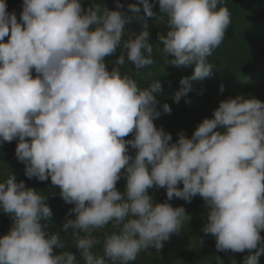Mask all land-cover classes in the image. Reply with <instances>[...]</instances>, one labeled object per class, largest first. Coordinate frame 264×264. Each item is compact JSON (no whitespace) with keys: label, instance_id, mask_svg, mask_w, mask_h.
Masks as SVG:
<instances>
[{"label":"clouds","instance_id":"obj_1","mask_svg":"<svg viewBox=\"0 0 264 264\" xmlns=\"http://www.w3.org/2000/svg\"><path fill=\"white\" fill-rule=\"evenodd\" d=\"M142 3L145 14L153 16V3ZM158 3L159 19L166 18L168 29L158 37L165 63L195 65L192 77L180 81L178 103L190 91V79L211 74L208 58L223 43L231 12L223 0ZM121 8L119 3L109 10L100 4L85 9L80 0H23L18 20L0 0V142L18 138L15 154L26 176L50 177L62 199L74 204L75 218L63 227L73 229L85 264H108L105 257L112 264H130L142 250H160L190 219L183 206L167 201L191 202L196 195L209 209L203 231L216 238V249L248 250L243 264H259L264 101L228 97L191 138L181 132L170 143L171 134L154 124L161 115L154 95L160 81L141 87L122 71L124 51L137 69L154 61L146 29L124 38L129 18ZM128 8L139 11L135 4ZM118 48L121 55L109 71L106 57ZM162 109L171 112L167 103ZM133 132L134 139L126 140ZM129 146L137 150L134 158ZM122 170L123 195L116 188ZM154 186L166 188L167 201H153L148 190ZM46 200L15 175L0 180V208L13 218L8 234L0 237V264H76L73 253L54 252L64 244L41 223L51 215ZM109 224L112 230L102 242L93 236ZM101 243L102 251H94Z\"/></svg>","mask_w":264,"mask_h":264},{"label":"trees","instance_id":"obj_2","mask_svg":"<svg viewBox=\"0 0 264 264\" xmlns=\"http://www.w3.org/2000/svg\"><path fill=\"white\" fill-rule=\"evenodd\" d=\"M80 2L85 9L100 4L102 8L115 10L117 3L123 5L120 10L129 18V22L125 24V39L131 34L139 35L145 29L148 31L149 36L147 39L153 47L152 59L154 63L149 67L137 69L128 61L127 53L124 51L125 64L122 71L132 74L141 87L150 86L154 80L160 81L161 90L154 93V95L160 111H163L162 105L164 103H167L171 108L170 116L166 118L169 127L165 126L163 128L165 132L170 133L172 136L170 143L176 142L181 132L191 138L199 123L204 118H212L213 112L219 106V103L228 97L242 94L246 98L255 97L264 101V0H223V3L227 5L231 12V24L225 33L223 43L213 50L212 55L208 58L213 65L211 74L202 79H190L191 89L181 97L178 103L175 102L174 95L182 87L180 81L182 78L192 77L195 65L175 66L165 63L162 51L163 45L158 37L160 33L166 34L168 29L166 18L164 20L159 19L162 14L158 0H149L154 5V15L151 17L145 14L142 0H80ZM6 3L7 10L9 12L14 11L19 20L23 0H6ZM129 4L137 5L139 11L129 10ZM7 40L8 37H5V42ZM121 52L122 49L118 48L112 56L106 57V66L109 71H111ZM168 59L171 60L173 57L170 55ZM32 75L35 78L36 73L34 70ZM221 85L224 86L223 92L220 91ZM217 130L225 131L223 128ZM125 139H134V132L126 136ZM17 143L18 138L11 142H0V180L5 179L9 174L15 175L17 182L24 181L26 187L34 188L37 192L46 195V203L51 209V215L42 220L41 223L46 225L50 234H56L64 244L63 248H55L54 252H71L76 257V264H85L81 252L72 238L73 229L69 227L65 231L63 227L67 220L75 218V213L70 211L74 204L66 203L62 199L59 194V186L53 185L50 177L45 181H40L35 177L29 179L26 176L25 164L18 161L15 154ZM136 151V149L129 146V154L133 158ZM117 184L121 186V191L125 194L126 172L124 170L121 171V178L117 181ZM166 191V188L154 186L148 190V193L155 203H163L167 201ZM196 197L201 199L204 206H202L201 214L192 220H188L179 234L173 233L167 242H163V247L160 250L151 247L142 250L136 260L130 262V264H169L170 254L177 248V241L184 240L185 236L195 237V235H199V232L205 237L208 244L198 248L191 246L190 248L185 245L180 250L183 264H196L198 257L203 258L204 261L208 259L211 255V241L216 245V238L211 234H205L203 231L207 223L209 209L201 196L196 195ZM170 201L171 205L172 202L178 203L176 197ZM167 202L169 203V201ZM187 203L181 202V204L172 206H183L188 214L189 205L193 208L195 202L191 200ZM12 225V215L3 212L0 208V237L8 234ZM260 234L264 238V230H261ZM93 235L98 237V234L94 232ZM103 236L104 234H101V237H98L101 242ZM99 245H101V249L94 248L93 250L96 252L102 251V243ZM245 251L248 252V255L250 254L248 250ZM227 252L217 250L218 260H215V262L228 264L225 259V253ZM232 253L236 256L239 252ZM105 259L108 264H112L107 257ZM259 264H264V253L259 257Z\"/></svg>","mask_w":264,"mask_h":264},{"label":"rangeland","instance_id":"obj_3","mask_svg":"<svg viewBox=\"0 0 264 264\" xmlns=\"http://www.w3.org/2000/svg\"><path fill=\"white\" fill-rule=\"evenodd\" d=\"M167 116H170V113H164L163 111H161V115L158 119L154 120V124L157 128H164L165 126L169 127V124L166 122V118ZM178 187L182 188L183 184L182 182L180 184H178ZM116 188L118 191L121 192V194L123 195V192L121 191V186L120 185H116ZM120 188V189H119ZM167 197V195H166ZM178 199V203H173L174 204H181V202H183L184 204L187 203V201H185L182 198H176ZM173 200V199H172ZM192 202L194 203L193 208L190 207L189 205V213L188 215L190 216L189 220H192L193 218L197 217L198 215L201 214L202 211V201L199 197L194 196L192 199ZM171 201H169L170 203ZM188 204V203H187ZM188 206V205H186ZM192 206V205H191ZM204 207V206H203ZM175 208V207H174ZM112 229L111 224H109L108 226H106L104 229L102 230H95L94 233L98 234V237H101V234H105L106 232H109ZM199 235H195V237L193 236H185V239H180L179 241H177V248L171 252L170 257H169V264H183V258L181 256V252L180 250L183 249L185 247V245H187V247H200V246H206L208 243L205 240V237L199 232ZM94 237H96L95 235H93ZM96 237L98 240L99 238ZM103 238V237H102ZM167 242V241H166ZM212 246H210V250H211V255L208 257V259L206 261H204L203 258L198 257V261L196 264H220L218 262H215V260H218V253L217 250L215 249V245L214 243L211 241ZM190 247V248H191ZM99 248L101 249V245L97 244L95 246V249ZM98 249V250H99ZM234 253L232 252H227L225 253V259L227 260L228 264H232L233 261L236 262V264H243L244 258L248 255V252L244 251V252H239L236 254V256L233 255ZM242 261V262H241ZM230 262V263H229ZM192 264V263H189Z\"/></svg>","mask_w":264,"mask_h":264}]
</instances>
